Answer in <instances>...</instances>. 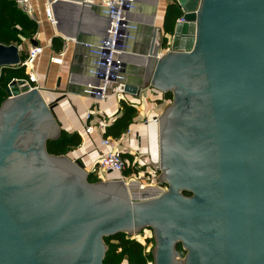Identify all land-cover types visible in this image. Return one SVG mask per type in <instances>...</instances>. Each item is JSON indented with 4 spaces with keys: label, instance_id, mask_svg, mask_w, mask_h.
Returning a JSON list of instances; mask_svg holds the SVG:
<instances>
[{
    "label": "water",
    "instance_id": "1",
    "mask_svg": "<svg viewBox=\"0 0 264 264\" xmlns=\"http://www.w3.org/2000/svg\"><path fill=\"white\" fill-rule=\"evenodd\" d=\"M175 2L184 21L175 23L163 52L164 31L154 25L158 0H134L131 12L139 19L130 22L134 40L127 51L139 31L150 34L136 52L140 63L123 66L142 65L136 73L146 82H126L124 91L135 95L146 84L155 93L168 91L172 84L158 82L179 81L159 80L166 67L197 61L215 131V177L205 178L215 187L214 205L188 208L201 193L190 181L170 180L166 192L152 185L158 189L143 197H133L121 180L90 182L80 161L47 151V141L61 131L56 102H44L24 79H12L0 105V264H102L105 236H134L145 228L153 231L154 264H183L173 251L180 238L190 264L194 249L184 229L198 216L221 224L220 264H264V0ZM50 7L57 34L72 40L77 52L108 34L111 17L98 3L50 0ZM20 51L0 43V72L20 64ZM69 86L68 92L89 96V84ZM156 151L153 164L161 169L159 141ZM182 189L195 196L184 197Z\"/></svg>",
    "mask_w": 264,
    "mask_h": 264
},
{
    "label": "built area",
    "instance_id": "2",
    "mask_svg": "<svg viewBox=\"0 0 264 264\" xmlns=\"http://www.w3.org/2000/svg\"><path fill=\"white\" fill-rule=\"evenodd\" d=\"M39 0H14L15 5L25 15L35 20L40 25V20L35 15L36 3ZM44 8L45 18L53 25L55 20L50 7V0H45ZM92 2V1H89ZM134 0H99L103 13L111 17V26L108 34L100 39L98 44H86V48L95 55L94 68L90 72L91 78L97 83L89 85L90 89H86L87 94L92 98V103L87 107L84 115L83 133H97L100 138V145L107 149L106 153L93 164L89 173L95 174L100 181L121 180L125 183L137 182L140 186L152 185L155 181L160 182L158 168L154 166L153 161L159 160L158 155L154 157L148 152V157L143 160L139 149L127 144L128 138L132 135V125L140 122L144 126L149 127L155 125L159 137V117L162 112L163 101L159 97V93H155L151 84L140 87L133 98H128L124 91L123 61L121 55L128 50V42L133 39L131 31L134 26L127 19V14L133 9ZM184 14L176 19V22H183ZM34 38L36 37V34ZM165 40L164 51L170 49L171 34L163 33ZM51 46V43H50ZM21 50V46L18 45ZM43 47L39 44L29 46L27 54L21 65L25 67L27 77L24 80L28 84L29 90H39L37 86V76L33 69L38 56L42 53ZM66 48L63 47L55 54L51 55L49 62L60 65L66 56ZM113 95L120 103L125 101L133 106L136 110V116L133 118L131 126L118 137L105 135L107 127L117 117H108L99 107L98 101L107 100ZM158 94V95H157ZM130 95V94H129ZM139 138L137 133L136 137ZM159 141V139H158ZM139 142V141H138ZM149 149H151L148 141ZM150 151V150H149ZM115 172L116 177H110ZM147 179V180H146ZM151 180L152 184L148 180ZM156 184V183H155Z\"/></svg>",
    "mask_w": 264,
    "mask_h": 264
},
{
    "label": "flooded vegetation",
    "instance_id": "3",
    "mask_svg": "<svg viewBox=\"0 0 264 264\" xmlns=\"http://www.w3.org/2000/svg\"><path fill=\"white\" fill-rule=\"evenodd\" d=\"M165 71L169 76L161 74L159 80L179 82H158L165 86L167 83L172 84L168 91H160L163 104L158 120V139L162 165L159 170L163 184L159 185L162 192H166L170 180L194 182L201 193L196 196L195 200L198 201L187 205L188 208L209 210L214 205L211 199L217 198L214 195L215 187H210L205 179L215 177V131L210 106L203 92L202 70L195 61L181 69L168 65ZM183 86L193 93L184 91ZM147 186L154 188L152 185ZM181 193L188 198L195 196V192L188 189H182ZM186 225L188 227L184 231L191 238L195 256L190 264H220L223 251L220 222L211 217L198 216ZM179 245L184 250L183 255L178 251ZM173 251L176 254L174 259L187 264L189 249L181 238L173 245Z\"/></svg>",
    "mask_w": 264,
    "mask_h": 264
},
{
    "label": "crops",
    "instance_id": "4",
    "mask_svg": "<svg viewBox=\"0 0 264 264\" xmlns=\"http://www.w3.org/2000/svg\"><path fill=\"white\" fill-rule=\"evenodd\" d=\"M88 1L98 3L99 0ZM168 3V0H158L154 18V25L158 28L162 29L163 16ZM142 5H144V3H142ZM45 6L46 1L39 0L36 3L35 11L37 19L40 20V25L38 26V33L34 39L38 41L39 46L43 47L42 53L38 56L33 65V69L38 79L36 83L39 88L38 92L42 96L44 102L50 104L56 102L53 106V115L60 124L59 127L61 130L68 133L77 132L80 135V144L72 147L67 152V155L72 160L80 161L83 168L89 171L100 156L106 153L107 149L100 145V138L97 133L85 134L82 130L85 111L92 103V98L83 94H72L71 92H68V90L70 88V82L79 85L97 83L90 76V72L94 68L95 55L89 48H82L81 51L77 52L75 43L72 40L59 36L56 32L55 25L45 18ZM129 14L132 16V20H129L130 22H134L135 19H139L137 15L133 14L131 11ZM149 34V29H142L138 32V38L136 39V43L133 44L132 52L127 51L124 56L123 62H125V64L140 63L136 56L139 55L137 53L144 48V44L146 43ZM56 36L63 39L64 47L67 50L63 63L60 65L49 62L50 56L55 54V51L50 46L51 39ZM132 40H134V37ZM23 42L26 49L32 45L29 39H24ZM140 66L142 67V65ZM141 67L126 68V66H123L125 69V71H123V82H143L144 76L136 73L137 69H142ZM126 96L128 98H133L131 94H126ZM98 105L108 117L114 118L120 114V103L114 96H111L103 102H99ZM143 130L145 131L144 138L146 150L150 154L152 153L153 148L151 143V149H149L148 146V141L150 142L147 136L148 129L140 122L132 125V135L129 136L127 144L140 150L143 145L142 141L138 140V142L135 137L138 133L139 138H141V132ZM144 189L145 186H143L142 190Z\"/></svg>",
    "mask_w": 264,
    "mask_h": 264
},
{
    "label": "trees",
    "instance_id": "5",
    "mask_svg": "<svg viewBox=\"0 0 264 264\" xmlns=\"http://www.w3.org/2000/svg\"><path fill=\"white\" fill-rule=\"evenodd\" d=\"M168 2L163 16L162 29L164 33L172 34L176 19L182 15V11L175 0H168ZM37 29L36 21L18 9L14 0H0V43L20 45L21 61L24 60L27 54L23 40L34 38ZM51 47L55 52H58L64 47L63 39L59 36L53 37ZM26 77L25 67L21 64L2 68L0 72V105L6 98V87L9 82L12 79H24ZM135 116L136 110L133 106L124 100L121 101L120 114L107 127L105 135L115 138L120 136L122 132L131 126ZM80 142L81 137L77 132L68 133L61 130L58 138L47 141L46 148L49 153L66 154L72 147L79 145ZM88 180L94 182L90 175ZM161 184L163 183L161 182ZM103 240L106 244V251L102 264H122L124 259L127 264H149L154 260L152 254L154 245L151 250L146 252L144 245L139 240L125 233L120 232L105 236ZM152 241L154 242V238L146 239V242ZM178 251L180 255L184 254V250L181 249L180 245Z\"/></svg>",
    "mask_w": 264,
    "mask_h": 264
},
{
    "label": "rangeland",
    "instance_id": "6",
    "mask_svg": "<svg viewBox=\"0 0 264 264\" xmlns=\"http://www.w3.org/2000/svg\"><path fill=\"white\" fill-rule=\"evenodd\" d=\"M163 40H164V38H163ZM49 88V87H48ZM161 93H159V97H161V95H160ZM144 131V130H143ZM141 132L142 134H141V139H142V148L139 150V153H141L142 154V159L141 160H143L144 161V159L146 158V157H148V153H147V150H146V144H145V131L144 132ZM145 146V147H144ZM156 153H157V151L156 150H153V153L152 154H154V155H156ZM159 170V169H158ZM87 171V170H86ZM87 172H89V171H87ZM89 175H90V177H91V179L94 181V182H96V181H99V179L95 176V174H93V173H89ZM117 176V174L115 173V172H112L111 174H110V177H116ZM157 176H159V179H160V182H156L155 180L156 179H154V182H153V184H152V182H151V180L149 179L148 181H149V183H151L152 185H157V186H160L159 184L161 183V182H163L161 179H162V175H161V173H160V170L158 171V175ZM147 180V179H146ZM156 183V184H155ZM136 183L134 182L130 187H129V192H130V194L133 196V197H143V196H145V195H147V194H149V193H151L152 191H148V190H142V189H138V187L135 185ZM165 184V183H164ZM146 187H147V185H145ZM167 186V185H166ZM141 188V187H140ZM152 230H150V229H148V228H145V229H143L139 234H137V235H131V237H133V238H136L137 240H139L143 245H144V247H145V251L147 252V251H149V250H151V247L155 244V242H146V239H151V238H154V235L152 234ZM154 243V244H153ZM154 247V246H153ZM152 247V248H153ZM122 264H127L126 263V260L124 259L123 260V262H122ZM149 264H154L153 262H151V263H149Z\"/></svg>",
    "mask_w": 264,
    "mask_h": 264
},
{
    "label": "bare ground",
    "instance_id": "7",
    "mask_svg": "<svg viewBox=\"0 0 264 264\" xmlns=\"http://www.w3.org/2000/svg\"><path fill=\"white\" fill-rule=\"evenodd\" d=\"M129 14V13H128ZM127 14V15H128ZM127 19L128 20H132V16H131V14H129L128 16H127ZM125 54L126 53H123L122 55H121V60L122 61H124V56H125ZM89 85H93V84H89ZM111 96H113L112 94L110 95V97ZM109 97V98H110ZM108 98V99H109ZM105 101V100H104ZM99 102H103V100H100V101H98V103ZM148 130H147V136H148V138H149V140H150V143L152 144V148H153V150H156L157 149V145H158V132H157V129H155V125H150L149 127H146ZM152 153H153V151H152ZM151 153V154H152ZM153 155V154H152ZM134 182H128V187H130L132 184H133ZM130 185V186H129ZM136 185V184H135ZM137 186V185H136ZM152 187H154V188H150V187H146L145 186V189L144 190H148V191H156V189H158V188H156L155 186H152Z\"/></svg>",
    "mask_w": 264,
    "mask_h": 264
}]
</instances>
